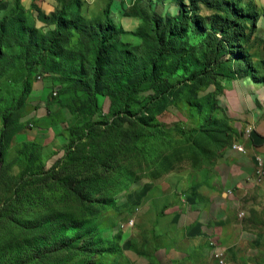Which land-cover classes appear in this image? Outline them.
<instances>
[{"label":"trees","instance_id":"1","mask_svg":"<svg viewBox=\"0 0 264 264\" xmlns=\"http://www.w3.org/2000/svg\"><path fill=\"white\" fill-rule=\"evenodd\" d=\"M74 1L78 6L79 0ZM111 1L98 25L72 22L63 0L50 13L34 3L25 8L21 0H14L10 11L0 15V71L12 68L20 58L32 75L34 68L57 74L54 89L60 87L55 93L62 107L74 116V122L62 155L50 169L63 164L53 176L62 190L60 196L75 199L87 208V203L96 200L95 195L102 198L112 191L110 185L129 172L135 157L157 161L154 178L150 179L173 170L185 156L193 169L212 165L231 145L230 118L213 113L216 109L222 112L219 77L249 76L264 84L250 52L257 22L264 14L252 0H173V13H161L157 5L163 0H130L133 12L126 16L140 21L132 32L136 43L124 40L128 32L110 22ZM203 4L212 12L202 14ZM36 21L41 22L39 27ZM71 32L93 46L92 53L77 63H68L64 55ZM193 36L197 41H192ZM169 62L172 71L185 73L177 84L164 72ZM31 81H25L15 105L1 114V149L32 117L17 112ZM209 86L212 89L197 94ZM183 89L190 91L192 99L187 103L200 117V124L185 129L180 124L158 122L156 116L175 104ZM99 95L106 100V112ZM98 114H103L105 121L95 118ZM34 147L27 145L28 152L32 153ZM137 179L132 177L119 187H129ZM21 180L32 185L28 197L18 193L0 207V264H51L44 258L52 251L80 239L89 243L87 238L96 229L82 214L55 209L49 216L36 213L25 217L24 208L32 204L30 199L40 201L37 182L46 179L29 175L21 176ZM152 262L150 258L147 264Z\"/></svg>","mask_w":264,"mask_h":264},{"label":"rangeland","instance_id":"2","mask_svg":"<svg viewBox=\"0 0 264 264\" xmlns=\"http://www.w3.org/2000/svg\"><path fill=\"white\" fill-rule=\"evenodd\" d=\"M13 1L0 0V15L10 11L13 7ZM113 1L110 3V7L111 5L113 7L112 9L110 8L112 12L108 14V17L110 22L118 26L121 16H126V14L132 13L133 10L130 0H115L114 4ZM155 1L157 0H152L153 3ZM79 2V5L76 6L74 0H63V4L68 7V17L72 22L85 26L90 23L98 25L104 20V8L109 0H79ZM240 2L246 3L245 0H240ZM157 6L160 10L169 11L173 10L174 3L173 0H164V6L161 4ZM211 12L212 10L208 9L204 4L201 5L202 14ZM261 13L263 14L264 12ZM128 17L133 18V16L122 18L124 26L128 29L137 28L133 27L135 24L133 25L134 22ZM35 24L39 27L41 22L36 21ZM123 38L132 43L138 42L131 35L126 34ZM191 38L192 41H197L194 36ZM10 50L15 52L16 48L12 47ZM92 50L93 46L89 41L79 40L77 34L71 32L64 55L68 63H77L81 59L86 58L88 54H91ZM250 52L252 53L251 60L257 69V73L264 76L263 31L256 30ZM55 67L58 66L55 65ZM37 70L34 68L32 75L23 59L16 58L12 68L0 71V132L3 127L1 114L4 109L15 105L17 97L25 88V81L27 79L32 80L30 89L17 110L20 115L32 114V117L24 124L22 129L12 135L8 143L4 144V149L0 148V207L5 200L9 198L10 201L18 193H21L24 198L31 193L32 185L24 183L21 180V176L29 177L30 175L33 178L36 176L45 178L46 181L37 182L40 201H37V198L35 200L30 199L32 204L24 208L25 217H34L36 213L49 216L55 209H58L71 215H84L90 219L92 226L96 229L94 234H90L91 236L87 238V240H90L89 243L87 241L83 242V239L74 241L69 247H62L52 251L47 255V258H44L45 260L51 261V264H89L99 260L103 264H137V257L148 256V247L146 248L147 244H143L144 240H141L137 245L133 237L126 240L123 239L126 233H131L136 224L135 210L130 200L128 198V201L124 200V197L128 196L130 187L137 181L143 178H154L153 171L156 168L157 161L152 158L148 160H142L139 157L133 158L129 172L120 178L117 184L113 182L110 185L112 191L102 197L104 200L99 198V195H95L96 200L87 203L89 204L88 208L75 199H64L60 196V191L62 190L53 176H57V172L61 170L63 164L59 163L54 170H51L50 166L62 155V150L68 143L69 128L74 122V116L62 107L58 93L53 94L56 89V87L54 89V84L58 82L55 79L57 74L51 71L42 73ZM164 72L170 76V80L174 84L184 79L185 73L182 70L172 71L171 62H169ZM37 75H40V77L38 78ZM218 80L223 88V82L228 79L219 77ZM208 89H212V86L200 90L197 94L202 95ZM142 95L144 93H141ZM98 97L99 103L103 106V111L106 112V100L101 95ZM188 98L192 99L190 91L183 89L179 93L176 103L166 107L156 116L158 122L164 125L180 124L185 129L197 127L201 120L195 110L189 108ZM220 105L222 106V112L216 109L213 113L217 116L226 115L229 117L227 108L222 104ZM95 118L105 121L103 114H98ZM237 137L238 132L231 126V144L237 140ZM29 144L35 146L32 153L27 150V145ZM186 160H189L187 156L176 163V166L189 165ZM46 174L48 175L46 176ZM132 177H138V179L129 187H119L121 183H126ZM31 206L33 207L31 208ZM132 219L133 223L127 225L128 221ZM247 222L251 224L252 230L250 232L252 234L259 232L261 238L255 242L251 239L247 241L242 251L236 256H227L225 250L226 264H264V209L252 212ZM221 247L224 249L223 246ZM14 251L15 248L10 250L11 253H14ZM216 264L218 263L216 262Z\"/></svg>","mask_w":264,"mask_h":264},{"label":"crops","instance_id":"3","mask_svg":"<svg viewBox=\"0 0 264 264\" xmlns=\"http://www.w3.org/2000/svg\"><path fill=\"white\" fill-rule=\"evenodd\" d=\"M252 1L264 12V0ZM21 3L25 8L34 3L50 13L61 0ZM160 4L164 6V0ZM122 18L126 16L118 24L134 37L136 28L125 27ZM129 19L133 27L139 25L138 18ZM257 31L264 32L263 15ZM219 103L227 108L230 124L238 132L232 146L223 149L212 165L177 166L158 178H143L124 197L135 210L136 224L123 239L133 237L137 245L144 240L148 247V256L137 257V264H147L150 258L155 264H216L212 255L219 247L233 257L247 241L261 238L259 232H250L247 220L252 212L264 209V84L249 76L228 79L223 82ZM233 145L245 150L238 151ZM257 155L263 159L261 174L256 173Z\"/></svg>","mask_w":264,"mask_h":264},{"label":"bare ground","instance_id":"4","mask_svg":"<svg viewBox=\"0 0 264 264\" xmlns=\"http://www.w3.org/2000/svg\"><path fill=\"white\" fill-rule=\"evenodd\" d=\"M234 148L238 150V149H241L242 146L241 145H235ZM262 164H263V159H258L256 157V165H257L256 173L257 174H261L262 173ZM132 223H133V220H132ZM213 255H216V250L214 251ZM213 258L216 260V262L218 264H223L222 257H213ZM224 264H226L225 263V257H224Z\"/></svg>","mask_w":264,"mask_h":264},{"label":"built area","instance_id":"5","mask_svg":"<svg viewBox=\"0 0 264 264\" xmlns=\"http://www.w3.org/2000/svg\"><path fill=\"white\" fill-rule=\"evenodd\" d=\"M55 90L53 91V94H55ZM238 151L243 152L244 148L242 147L241 149H238ZM258 159H262L261 156L257 155L256 156ZM132 224V220H129L127 225H131ZM212 257H222L223 260V264H224V257H225V249H223L222 247H219L218 249H216V255H212Z\"/></svg>","mask_w":264,"mask_h":264},{"label":"water","instance_id":"6","mask_svg":"<svg viewBox=\"0 0 264 264\" xmlns=\"http://www.w3.org/2000/svg\"><path fill=\"white\" fill-rule=\"evenodd\" d=\"M59 88V85L56 86V89Z\"/></svg>","mask_w":264,"mask_h":264}]
</instances>
